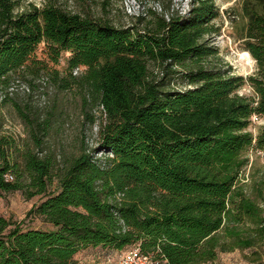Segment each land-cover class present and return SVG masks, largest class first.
Returning a JSON list of instances; mask_svg holds the SVG:
<instances>
[{
	"label": "trees",
	"instance_id": "1",
	"mask_svg": "<svg viewBox=\"0 0 264 264\" xmlns=\"http://www.w3.org/2000/svg\"><path fill=\"white\" fill-rule=\"evenodd\" d=\"M191 2L186 15L162 9L118 26L47 0H0V85L42 68L33 57L41 42L55 62L68 52L69 75L85 67L81 83L102 108L105 152L56 163L42 149L50 117L19 109L33 146L14 147L19 162L5 149L12 140L0 137V193L45 195L29 213L54 229L23 230L0 215V264H77L90 246L134 245L165 264H207L219 251L257 246L264 256V209L239 177L247 153L264 152V125L248 130L253 115L264 117V0H239L230 18L255 60L247 78L211 64L219 13L213 0ZM244 83L252 97L238 92ZM0 96L7 102V90Z\"/></svg>",
	"mask_w": 264,
	"mask_h": 264
},
{
	"label": "rangeland",
	"instance_id": "2",
	"mask_svg": "<svg viewBox=\"0 0 264 264\" xmlns=\"http://www.w3.org/2000/svg\"><path fill=\"white\" fill-rule=\"evenodd\" d=\"M61 6L63 9L88 15L94 19L109 21L118 26L133 24L137 17L149 16L151 12L179 11L183 15L188 13L191 0H47ZM24 4L36 3L41 5L43 0H23ZM239 0H213L219 16L211 23L220 25L218 34L208 39L217 49V58L212 59L224 70H229L232 75L247 78L255 71V60H248L242 53L240 40L233 36L231 17L234 7ZM141 26V25H140ZM63 54L55 62L49 55V48L44 42L38 44L33 55L34 59L42 64L33 74L26 73L22 76L15 75L7 88L0 85V92H8L7 102L0 103V137L12 140V147H6L9 157L20 162V154L16 149L24 146L32 147V140L28 136L29 122L22 120L19 109L26 112L29 118L46 119L52 121L49 134L43 143V150L55 156V162L70 159L87 151L95 158H103L105 152L99 151L100 135L98 130L104 123V114L101 106H96L92 101L91 90L82 84L85 67L76 73L72 70V78L68 70V57ZM179 80V79H178ZM70 83L67 89H61V82ZM238 92L247 97H252V87L244 83ZM86 100V106L84 105ZM89 114L94 121L86 118ZM264 125V117L253 115L249 131L257 135ZM249 164L240 172V184L244 191L264 209V152L253 149L247 153ZM57 182L54 180L47 193L55 191ZM45 195L40 194L27 198L22 191L15 190L0 193V215L13 222L21 224V229H46L52 230L53 226L44 222L30 210L44 200ZM136 248L128 246L123 250H113L105 247H87L74 256L77 264H118V261L128 251ZM258 251L261 260L264 256L261 248L234 249L219 251L216 259L207 264H255L258 259L254 251ZM149 264H165L151 258Z\"/></svg>",
	"mask_w": 264,
	"mask_h": 264
},
{
	"label": "built area",
	"instance_id": "3",
	"mask_svg": "<svg viewBox=\"0 0 264 264\" xmlns=\"http://www.w3.org/2000/svg\"><path fill=\"white\" fill-rule=\"evenodd\" d=\"M150 262L151 257L143 255L140 250L136 247L125 253L122 258L118 261V264H149Z\"/></svg>",
	"mask_w": 264,
	"mask_h": 264
},
{
	"label": "bare ground",
	"instance_id": "4",
	"mask_svg": "<svg viewBox=\"0 0 264 264\" xmlns=\"http://www.w3.org/2000/svg\"><path fill=\"white\" fill-rule=\"evenodd\" d=\"M242 55H244V57H246L248 60H250V59L252 60V56L249 55L248 52L244 51V52L242 53Z\"/></svg>",
	"mask_w": 264,
	"mask_h": 264
}]
</instances>
